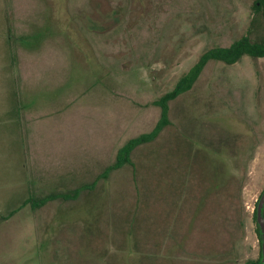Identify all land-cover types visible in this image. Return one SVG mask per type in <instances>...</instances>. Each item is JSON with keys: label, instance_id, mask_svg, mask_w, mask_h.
Returning <instances> with one entry per match:
<instances>
[{"label": "rangeland", "instance_id": "374dc122", "mask_svg": "<svg viewBox=\"0 0 264 264\" xmlns=\"http://www.w3.org/2000/svg\"><path fill=\"white\" fill-rule=\"evenodd\" d=\"M256 1L0 0V264L256 262L264 58L209 62L97 179L203 53L264 43Z\"/></svg>", "mask_w": 264, "mask_h": 264}, {"label": "trees", "instance_id": "16d2710c", "mask_svg": "<svg viewBox=\"0 0 264 264\" xmlns=\"http://www.w3.org/2000/svg\"><path fill=\"white\" fill-rule=\"evenodd\" d=\"M254 11L257 13L261 12L264 15V0L256 1V3L254 4ZM243 56H248L251 58H264V43L251 42L247 36H243L240 39L234 41L228 47L225 48L217 47L203 53L199 57L197 62L189 69V71L176 82L173 89L165 93L156 102H154V104L160 108V115L153 129L148 133L141 134L135 138L128 140L117 151L115 162L111 166L107 167L104 170V172L99 175L97 179H106L112 171L120 169L126 164L131 165L130 155L132 151L139 145L154 141L159 136L162 130L169 124V117H168L169 102L175 100L180 95L190 91L194 83L202 73L203 69L209 62L216 61V62H222L226 65H232L238 62ZM81 190H83V188L75 190V192L72 195V198H77ZM261 196L262 194L259 196L253 212V219L256 224V232L258 234L260 244H261V235L257 224V207L261 199ZM58 198L68 200L71 197L66 194H57L42 199L37 205L40 206L52 199H58ZM32 205L34 206L36 204H32ZM261 215L264 218V203L261 209ZM254 264H261V254Z\"/></svg>", "mask_w": 264, "mask_h": 264}, {"label": "water", "instance_id": "95a60500", "mask_svg": "<svg viewBox=\"0 0 264 264\" xmlns=\"http://www.w3.org/2000/svg\"><path fill=\"white\" fill-rule=\"evenodd\" d=\"M264 203V193L261 196L257 207V224L261 235V264H264V218L261 215V209Z\"/></svg>", "mask_w": 264, "mask_h": 264}, {"label": "flooded vegetation", "instance_id": "af4514ba", "mask_svg": "<svg viewBox=\"0 0 264 264\" xmlns=\"http://www.w3.org/2000/svg\"><path fill=\"white\" fill-rule=\"evenodd\" d=\"M263 193H264V190H263V192L261 194H263Z\"/></svg>", "mask_w": 264, "mask_h": 264}]
</instances>
